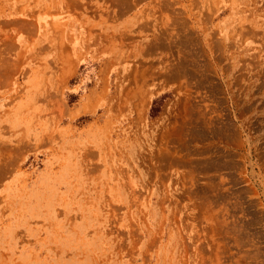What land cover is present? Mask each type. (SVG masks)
<instances>
[{
	"label": "rangeland",
	"instance_id": "rangeland-1",
	"mask_svg": "<svg viewBox=\"0 0 264 264\" xmlns=\"http://www.w3.org/2000/svg\"><path fill=\"white\" fill-rule=\"evenodd\" d=\"M0 264H264V0H0Z\"/></svg>",
	"mask_w": 264,
	"mask_h": 264
}]
</instances>
